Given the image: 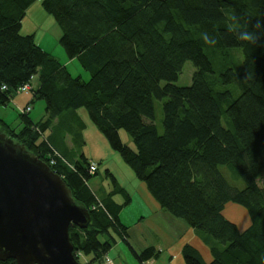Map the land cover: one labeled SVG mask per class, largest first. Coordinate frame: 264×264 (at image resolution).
Wrapping results in <instances>:
<instances>
[{"label":"trees","instance_id":"trees-1","mask_svg":"<svg viewBox=\"0 0 264 264\" xmlns=\"http://www.w3.org/2000/svg\"><path fill=\"white\" fill-rule=\"evenodd\" d=\"M36 1L0 0V105L30 83L33 98L45 100L46 114L35 121L19 111V130L0 117V130L59 173L88 208V227L69 228L79 262L101 264L117 241L113 232L129 244L118 214L131 200L110 171L125 201L110 199L114 191L99 198L88 184L97 171L90 173L86 156L69 161L45 134L65 112L85 109L161 208L209 240L213 259L206 262L186 244V264H264V40L256 47L229 31L264 20V0H41L61 28L59 44L90 73L88 79L74 76L33 34L21 33ZM205 32L216 45L203 41ZM235 48L243 55L240 71ZM187 61L195 67L192 82L179 86ZM156 99H164L162 132ZM121 130L134 147L123 142ZM51 149L60 155L55 165ZM221 166L244 188L233 186ZM231 205L247 211L245 227L226 215ZM134 254L144 264L160 251L149 246Z\"/></svg>","mask_w":264,"mask_h":264},{"label":"water","instance_id":"water-1","mask_svg":"<svg viewBox=\"0 0 264 264\" xmlns=\"http://www.w3.org/2000/svg\"><path fill=\"white\" fill-rule=\"evenodd\" d=\"M90 221L64 178L0 130V261L81 264L69 228Z\"/></svg>","mask_w":264,"mask_h":264},{"label":"rangeland","instance_id":"rangeland-1","mask_svg":"<svg viewBox=\"0 0 264 264\" xmlns=\"http://www.w3.org/2000/svg\"><path fill=\"white\" fill-rule=\"evenodd\" d=\"M32 5V8L25 14L23 18L21 33L31 34L35 31L37 33L36 37L38 38V43L42 42L45 48L51 50L54 55L58 57L61 55V53H64L66 55L64 48L59 44V39L57 40V36L51 28V24L48 22V20H46L45 16H43V13L46 16L50 14H48V12H46L43 8L41 0H37ZM49 17H52V19H54L52 15H50ZM40 39L42 41H40ZM234 52L236 53L237 57L235 58L234 66L236 67L237 71H240L243 55L240 49L235 48ZM207 53L209 54L208 51ZM211 59L214 61L213 57H211ZM76 63L80 65L79 61H77ZM214 64L215 69L218 70V64ZM72 70L73 75L77 76L78 73L76 69L72 68ZM194 71L195 67L193 63L191 61H187L178 80L175 81V84L179 86L190 85L192 82ZM86 73L89 74L88 72ZM30 95H32L31 91L18 93L16 96L17 102L14 98L10 102V104L6 106L0 105V117H2L6 122H8L11 127L15 128L16 130H19L21 128L22 122L19 114L20 109L15 103L24 102ZM163 102L164 99L155 100L156 123L160 132L163 131ZM45 114V100L36 99L33 102V109L32 111H30L31 118L35 121H39L45 116ZM45 134L50 137V141L54 143L59 150H61L62 154L64 153L63 155L66 156L69 161L76 162V160H80L81 162H83L82 154H85L86 158L89 161L98 163L97 173L88 180V184L99 195L102 194L104 190L109 191L111 187L114 188L112 177L108 173L109 171L113 172L123 182H128L129 179L127 176V172L129 173V170L133 173L131 174L130 172V174L132 176L134 175L133 170L127 163L124 162L122 156L111 147L109 141L93 123L85 109L83 110V115L80 120L73 121L71 125L65 120H62L60 124H57L54 128L52 127L47 130ZM121 138L124 143L129 144L131 147H134L132 138L125 130H121ZM220 169L233 186L240 189L244 188L245 184L243 180L234 178L228 166H221ZM262 182L263 181H261V183ZM99 188L101 189L99 190ZM120 196H122L123 200L125 201V196L122 193ZM136 206L140 207V204L137 201H134L133 204H129L128 206H126L124 218L131 224L133 222H136L139 218V214H137L138 211H136ZM239 209L242 210L231 209L228 207L226 213L227 216L232 220H239L238 223L240 224V222L244 221L247 217V211L241 207H239ZM168 215H170V217L175 220H170L165 216L146 219V222L144 224H141L139 228H135L133 230L134 241L130 240L129 244L122 241V247H124L125 253L128 258L126 257L125 259L123 252H120V258L122 260H125V264H139V260L131 249L130 244H135L138 249H143V246H145V240H143V237L140 236L142 234H144L145 238L149 241L158 240L164 243H166L167 240L173 243L177 238L185 236L184 227L179 223L183 221V223H185L186 225L188 224L184 220L177 218L172 214ZM240 225L243 227L242 224ZM149 230L151 232H149ZM113 235L117 239L120 238L114 232ZM198 237L204 239V236L200 234H198ZM104 238V236L100 237L101 240H104ZM209 239H211V244H213V242L215 243L214 239ZM206 244H209V240ZM112 249L116 250V247L113 245ZM115 256H117V253H115Z\"/></svg>","mask_w":264,"mask_h":264},{"label":"crops","instance_id":"crops-1","mask_svg":"<svg viewBox=\"0 0 264 264\" xmlns=\"http://www.w3.org/2000/svg\"><path fill=\"white\" fill-rule=\"evenodd\" d=\"M32 6H30L28 8L27 12L32 8ZM43 16H45L46 20H48V22L51 24V28L54 31V33L56 34L57 40H58L62 34L61 28L59 27V25L57 24L55 19H52V17H49L50 15L46 16L43 13ZM22 26H23V24H22ZM31 34H33L35 36V40L38 43V38L36 37L37 33L34 31ZM41 39H40V41H42ZM38 44L42 48L47 50L48 52L53 53L48 48H45L43 46L42 42H40ZM53 55H54V53H53ZM54 56L56 58H58V60L63 65H65L67 67V69L72 74H73L72 68H75L77 73H78L77 75L82 76L84 79H88L90 77V73L87 70H85L81 66V64L78 65L76 63L78 61L77 58H69L67 56V54L65 55L64 53H61V55L59 57L56 55H54ZM86 72H88L89 74H87ZM33 84L38 86V78L36 76L33 79ZM15 100H16V97H15ZM34 101H35V99L33 98V95H30L28 98H26V100L24 102L15 103V104H17V107L18 106L25 107L28 104H30L31 105L30 111H32ZM16 102H17V100H16ZM83 110L84 109H79L77 111L69 110V111L65 112L63 115H61L60 120H58V121L55 120L52 127L54 128L57 124H60L62 122V120L63 121L65 120L66 122L70 123V125H71V123L73 121H75V120L78 121L81 119V117L83 115ZM120 134H121V131H120ZM59 151L61 152V150H59ZM130 172H131V174H133L132 171H130V170H129V173L127 172V176L129 179L128 182H125V181L123 182L122 180H120V178L118 176H116L113 172H111L114 175V177L116 178L118 187L123 188L130 195L131 200H130L129 204H133L134 201H137L140 204V207L136 206V211H138L137 214H139V216H138L139 218L136 222H133L132 224L127 222V220H125V218H124L126 206H128L129 204L123 206L122 210L118 214L121 223L128 227V231H127L128 235L126 236L128 242L130 240L134 239V231L133 230L135 228H139V226H141V224H144L146 222V219L165 216L166 218H168L170 220H175V219H172V217H170V215H168L171 213H169L168 211L161 208L160 204L155 200L153 195L149 192L147 185L143 181L139 180L135 176V174L132 176L130 174ZM130 176H131V178H130ZM137 180H139V181H137ZM100 189L101 188H99V190ZM92 190L96 193V195L99 198H104L108 193H111L114 191L113 194L110 196V199L115 201L117 204H123L124 203L123 197L120 196L121 193H119L117 191V187H115V188L111 187V189L109 191L104 190V192L100 195L94 189H92ZM230 208L242 210V209H239V207L234 206V205H231ZM226 215H227V213H226ZM247 218L248 217H246L244 220L245 223H244V221L240 222V224H242L243 227H245L249 223ZM179 224L184 227L185 236H182L181 238H177L175 240V242H173V243H171L169 240H167L166 243H164L162 241H158V240L149 241L145 238L144 234H142L140 236H142L143 240H145V246H143L144 248L138 249L135 244H130V247L134 253L135 252L140 253L142 250H144L145 248H147L149 246H155L160 251V254L157 258H151V259L145 261L144 264H186L184 257H183V254H182V249L186 244H191L192 246H194L199 251V253L201 254V256L203 257V259L206 262H210L213 259V256L211 253L210 245L206 244L207 242L205 241V238L204 239L199 238L198 234L195 232V230L192 227H190L189 225H186L185 223H183V221H181ZM149 232H151V231L149 230ZM122 241L126 242L122 238H118L116 243L114 244V246L116 247V250H113L111 248L106 253L111 258H113L117 264H125V260H122L120 258L121 257L120 252H123L125 259H126V257L128 258V256L125 253L124 247H122ZM115 253H117V256H115ZM103 257H104V255L102 256V258ZM87 260H88V258L85 257L84 262H87ZM139 264H143V263H141L139 261Z\"/></svg>","mask_w":264,"mask_h":264},{"label":"clouds","instance_id":"clouds-1","mask_svg":"<svg viewBox=\"0 0 264 264\" xmlns=\"http://www.w3.org/2000/svg\"><path fill=\"white\" fill-rule=\"evenodd\" d=\"M237 18L234 16L233 20ZM229 31H233L235 33L236 39L238 41L246 42L253 46H260L261 41L264 40V20H256L251 28L247 26L244 27H235L230 28ZM202 39L206 44L216 45L217 39L215 37L210 36L207 32L203 33ZM249 77V73L245 79Z\"/></svg>","mask_w":264,"mask_h":264},{"label":"built area","instance_id":"built-area-1","mask_svg":"<svg viewBox=\"0 0 264 264\" xmlns=\"http://www.w3.org/2000/svg\"><path fill=\"white\" fill-rule=\"evenodd\" d=\"M6 86H3V89H5ZM32 89V84L30 83H26L24 85H22L19 88V92H29ZM20 109V112H29L31 110V105H27L25 107H18ZM58 156L59 153L55 150V149H51V151H49L48 157H49V162L52 165L57 164V160H58ZM98 170V163L94 162V161H90V165H89V171L90 173H95ZM101 264H117L115 262V260L113 258H111L109 255H104V257L101 260Z\"/></svg>","mask_w":264,"mask_h":264}]
</instances>
